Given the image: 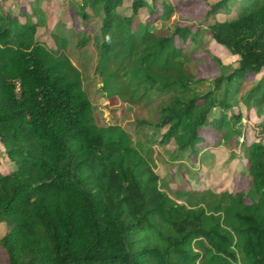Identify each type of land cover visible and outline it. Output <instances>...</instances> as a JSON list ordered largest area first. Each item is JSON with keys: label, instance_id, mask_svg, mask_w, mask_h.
Here are the masks:
<instances>
[{"label": "trees", "instance_id": "16d2710c", "mask_svg": "<svg viewBox=\"0 0 264 264\" xmlns=\"http://www.w3.org/2000/svg\"><path fill=\"white\" fill-rule=\"evenodd\" d=\"M125 1L79 5L102 16L94 38L105 96L155 106L156 119L138 123L164 130L160 142L175 143L174 161L196 156L209 126L240 134L244 113L234 107L264 106V0L210 5L211 42L238 57L213 80L187 69L176 39L197 41L205 30L176 24L157 35V6L168 20L171 2L132 0L126 10ZM38 25L0 12V141L16 163L0 173L8 264H264V140L242 143L247 192L195 190L188 203L176 201L161 188L154 140L100 125L82 71L62 50L67 39L51 48L37 38Z\"/></svg>", "mask_w": 264, "mask_h": 264}, {"label": "rangeland", "instance_id": "374dc122", "mask_svg": "<svg viewBox=\"0 0 264 264\" xmlns=\"http://www.w3.org/2000/svg\"><path fill=\"white\" fill-rule=\"evenodd\" d=\"M83 0H0V12H11L14 17L25 21L38 23L37 38L49 47L57 49L61 40L67 39L62 50L71 58L72 62L82 71L85 88L95 105V117L100 125L118 123L131 135L135 142L143 140L149 142L155 171L160 175L161 188L180 203H188L195 190H213L220 192L228 190L233 193L247 192L252 186L248 175L250 163L245 156L242 143L246 145L254 141L264 140V106L257 112L254 108L248 113L246 106L241 109L234 107L235 112L242 111L244 119L239 124L241 133L233 135L226 127L223 130L209 126L203 131L204 142L197 146V155H192L179 161L171 159L176 148L174 142L163 145L160 142L162 132H156L153 127L139 124L142 119L155 120L156 107L145 104H130L118 97L108 98L101 91V76L96 72L98 50L95 36L99 34L102 25L101 15L92 8L81 10ZM160 1V0H158ZM175 8V15L171 19H161L163 4L157 6V19H154L152 31L157 35H170L176 24L190 26L192 30L205 34L197 37V41L188 37L183 42L176 37L177 44L185 51L187 69L197 79L213 80L222 73H229L238 66V57L227 50L217 47L210 39L208 26L211 18H205L210 5L215 0H169ZM8 2V3H7ZM132 0H126L124 8L127 10ZM236 7L239 8L237 5ZM238 11V10H237ZM232 10L230 16L237 12ZM102 13V11H101ZM227 15L228 13L224 11ZM147 15H142L145 18ZM154 16V15H153ZM151 19L153 17H150ZM220 18H224L220 16ZM138 21L135 22V27ZM89 41L80 46L84 37ZM250 80L253 76H250ZM232 111H229L231 114ZM215 116H220L216 110ZM205 158L204 161H202ZM15 162L6 152V147L0 141V173L13 170ZM5 225L0 223V238L5 232ZM0 264H8L7 257L0 247Z\"/></svg>", "mask_w": 264, "mask_h": 264}]
</instances>
